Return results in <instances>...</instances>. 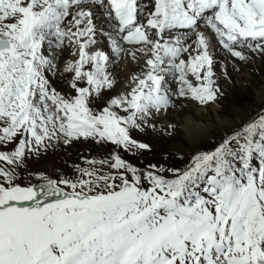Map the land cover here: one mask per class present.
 <instances>
[{
	"label": "snow or ice",
	"instance_id": "1",
	"mask_svg": "<svg viewBox=\"0 0 264 264\" xmlns=\"http://www.w3.org/2000/svg\"><path fill=\"white\" fill-rule=\"evenodd\" d=\"M213 38L264 41V0H0V264H264V111L183 167L125 155L155 151L153 97L110 67L146 57L143 86ZM74 144L102 151L33 166Z\"/></svg>",
	"mask_w": 264,
	"mask_h": 264
},
{
	"label": "rangeland",
	"instance_id": "2",
	"mask_svg": "<svg viewBox=\"0 0 264 264\" xmlns=\"http://www.w3.org/2000/svg\"><path fill=\"white\" fill-rule=\"evenodd\" d=\"M104 28L106 30L107 25ZM101 38L103 37H98L100 42ZM209 45L207 56H204L205 60L212 52L215 53L213 46ZM202 50L203 48L201 52ZM240 50H247V59L241 56L237 58V55H241L239 53L234 54L235 59L231 60L242 61L240 62L245 66L242 72L238 71V63L235 61L220 59L212 65L209 64L208 58L207 68L204 67L207 61L204 64L199 60L200 63H195V71L184 73L180 70V66L184 65L187 71L193 67V59H190L192 54L189 53L181 55L183 64L176 65L174 60L163 64L157 77L148 80L143 86L139 85L136 79L130 81V74L133 76L139 74L142 78L144 72H148L147 67L143 69L141 67L146 57H138L136 63L125 59L116 67H110L117 78L115 92H125L135 85L138 90H143L146 95L153 97L152 101H144L147 110L141 113L140 120L154 128L155 151L139 156L125 154L127 158L136 163H147L158 158L160 154H167L170 151L175 156L183 155V160L175 158L172 160L177 167H183L193 154V146L197 142L215 138L218 135H226L240 128L253 115V112L255 117L264 111V43L253 46L244 45L232 51L240 52ZM226 62L230 64V71L226 68L228 65ZM250 63L254 67L250 66ZM135 67L136 71L133 70ZM203 73V77H200ZM197 76L200 79H197ZM241 76L244 77L245 82L244 80L241 82ZM163 86L167 88L168 94H163L162 100L156 91L161 90ZM181 89H184L186 93H181ZM157 97L159 99H156ZM200 99H204L205 102L200 103ZM154 111L158 113V118L152 116ZM144 113L147 114L143 115ZM90 149L92 155L102 151L92 144H74L69 148L61 146L50 152L47 158L35 162L33 166L49 170L64 168L78 161L79 155L89 154ZM177 149H181L182 153Z\"/></svg>",
	"mask_w": 264,
	"mask_h": 264
},
{
	"label": "bare ground",
	"instance_id": "3",
	"mask_svg": "<svg viewBox=\"0 0 264 264\" xmlns=\"http://www.w3.org/2000/svg\"><path fill=\"white\" fill-rule=\"evenodd\" d=\"M105 26V25H104ZM206 33V32H205ZM207 34V33H206ZM208 35V34H207ZM99 37V36H98ZM243 42H250V43H253L254 41H252L250 38H248V39H244V38H240L238 41H236V42H233V41H228L227 42V46L225 47V46H219V45H217V43H216V41H215V39H213V40H211V46H213V51L215 52L214 54H213V52L210 54V56L209 57H207L206 58V60L204 59V57L201 59V63H203L204 62V64H205V61H207V64L204 66L205 68H207L208 67V62H209V59H210V62H209V64H212V65H214V63L215 62H217L218 60H220V59H228V61L230 60V61H232V62H237L238 64V66H237V69H238V71H240V72H242V71H244L245 70V66H244V64L243 63H241L242 61L241 60H231V59H235L233 56H234V54H239V53H241V57H244V59H247V56H248V52H246L247 50H240V52H238V51H236V52H233V53H231V51H229V50H227L228 48H230V47H233V46H236V45H240V44H242ZM101 43H103L104 44V38H101ZM44 51H45V54H47V42H45V45H44V49H43ZM218 51V52H217ZM202 52H203V50H202ZM187 58V57H186ZM209 58V59H208ZM170 61V57H166L165 58V62H164V64H166V63H168ZM227 61V60H226ZM241 61V62H240ZM227 63V62H226ZM142 64H143V66H141L142 67V69L144 68V67H146V65H145V63H144V60H143V62H142ZM228 64V63H227ZM230 64H228L227 65V69H228V71H230V66H229ZM233 66V65H232ZM250 66H252V67H254V65L252 64V63H250ZM251 67V68H252ZM136 67H135V69H133V70H135L136 71ZM141 69V70H142ZM141 70L139 71V72H141ZM147 70L149 71V69H148V67H147ZM180 70L182 71V72H184V73H186L187 72V69H186V67L184 66V65H182V66H180ZM193 70V67H192V69H191V71ZM232 71V70H231ZM257 71V70H256ZM145 73H147V71L146 72H144V75L142 76V78H145ZM203 75H204V73L203 74H201L200 75V77H203ZM130 76H133L132 74H130ZM135 77H136V75H134L133 76V78L135 79ZM231 78V77H230ZM241 82H243V80H244V82H245V79H244V77L243 76H241ZM168 84V83H167ZM148 86V85H147ZM166 90H167V88L165 87L164 88V86H163V88L160 90V94H168L167 92H166ZM168 91H169V89H168ZM180 92L181 93H186V91L184 90V89H181L180 90ZM203 102H205V100L204 99H200V103H203ZM157 110V109H156ZM159 111V110H158ZM147 113H144L143 115H146ZM154 115V117H157L158 118V113L157 112H152V116ZM254 117V112H253V115H251L246 121H249L250 119H252ZM140 118H141V114H140ZM245 121V122H246ZM244 122V123H245ZM189 125H190V123H189ZM196 126V125H195ZM191 127H192V125H191ZM241 127V126H240ZM193 133V132H192Z\"/></svg>",
	"mask_w": 264,
	"mask_h": 264
}]
</instances>
